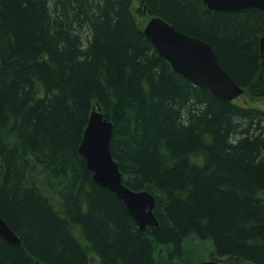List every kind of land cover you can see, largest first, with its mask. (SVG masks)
Masks as SVG:
<instances>
[{
    "label": "trees",
    "instance_id": "trees-1",
    "mask_svg": "<svg viewBox=\"0 0 264 264\" xmlns=\"http://www.w3.org/2000/svg\"><path fill=\"white\" fill-rule=\"evenodd\" d=\"M141 2L209 43L244 103L175 73L135 0H0V214L22 241L0 237V264H170L192 239L264 264V13ZM98 108L124 184L163 201L159 227L93 182L79 147Z\"/></svg>",
    "mask_w": 264,
    "mask_h": 264
},
{
    "label": "water",
    "instance_id": "water-1",
    "mask_svg": "<svg viewBox=\"0 0 264 264\" xmlns=\"http://www.w3.org/2000/svg\"><path fill=\"white\" fill-rule=\"evenodd\" d=\"M203 1L212 11L237 12L254 8L264 13V0ZM144 34L173 70L193 85L226 102H232L244 94L245 90L223 69L209 43L177 31L160 17H153L148 22ZM260 52L264 59V35L260 40ZM113 135L114 124L100 109L93 111L79 148L80 156L93 173V182L114 193L124 203L142 232H146L148 227H159L160 222L155 214L157 198L147 190L135 191L124 184L123 174L111 151ZM0 237L12 246L22 244L1 214ZM200 264L219 263L207 261Z\"/></svg>",
    "mask_w": 264,
    "mask_h": 264
},
{
    "label": "rangeland",
    "instance_id": "rangeland-1",
    "mask_svg": "<svg viewBox=\"0 0 264 264\" xmlns=\"http://www.w3.org/2000/svg\"><path fill=\"white\" fill-rule=\"evenodd\" d=\"M141 0H135V9L136 11H142L139 12L137 14V19L139 21V23L142 26H146V24L149 22L150 17L144 15L143 10H142V4H141ZM240 103H244V98H240L238 100ZM260 102V101H259ZM264 103V102H263ZM49 194V193H48ZM158 197V196H157ZM53 203L58 204L57 199L54 196H51V198ZM159 201V207L157 209V215L160 217L161 222L165 223L166 219H165V215H164V205H163V201L161 200V198H157ZM161 201V203H160ZM183 253H182V257H177L175 255H171V251L170 249H167L165 247H161L157 249V256H159V258L161 257H170L169 260L171 261H167L170 264H188L189 262H191V264H199L201 262H207L209 260H211L214 255H213V246L211 243L209 242H202L199 240H189L186 245L183 248ZM212 261V260H211ZM221 264H240L239 262H237L235 259H224L222 261H220ZM190 264V263H189Z\"/></svg>",
    "mask_w": 264,
    "mask_h": 264
},
{
    "label": "flooded vegetation",
    "instance_id": "flooded-vegetation-1",
    "mask_svg": "<svg viewBox=\"0 0 264 264\" xmlns=\"http://www.w3.org/2000/svg\"><path fill=\"white\" fill-rule=\"evenodd\" d=\"M211 260H212V261H217V262L222 261V259H220V258H218V257H213ZM211 260H209V261H211Z\"/></svg>",
    "mask_w": 264,
    "mask_h": 264
},
{
    "label": "bare ground",
    "instance_id": "bare-ground-1",
    "mask_svg": "<svg viewBox=\"0 0 264 264\" xmlns=\"http://www.w3.org/2000/svg\"><path fill=\"white\" fill-rule=\"evenodd\" d=\"M261 53V52H260ZM81 146V145H80ZM80 148V147H79ZM80 154V153H79ZM87 165V164H86ZM3 218V217H2ZM12 229V228H11ZM13 230V229H12ZM4 239V238H3ZM5 240V239H4ZM6 241V240H5Z\"/></svg>",
    "mask_w": 264,
    "mask_h": 264
}]
</instances>
